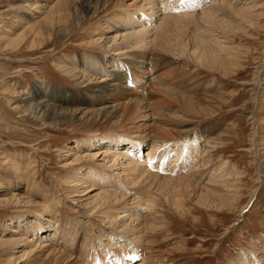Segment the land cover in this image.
<instances>
[{"label":"rangeland","instance_id":"1","mask_svg":"<svg viewBox=\"0 0 264 264\" xmlns=\"http://www.w3.org/2000/svg\"><path fill=\"white\" fill-rule=\"evenodd\" d=\"M122 1L128 10L144 5V2L141 3L143 0ZM196 1L198 2L196 9L200 7L199 10L202 4L208 2L207 0ZM255 1L258 2L256 13L260 14V19L256 18L254 23L248 24L245 32L238 30L227 35L229 44L234 46L235 59L237 58L233 69L207 67L206 64L196 65L194 60L176 56L175 50L172 52L157 50L159 53L153 68L143 74L144 79H151L154 76L160 84L172 90L174 95H169V90L157 88L149 82L150 93L149 97L145 96L146 105L148 108L154 106L159 110L157 115L148 117L146 124H149L142 128L150 132L156 126V131L160 132L158 134L161 139L160 143L164 144L172 145L176 141H183L186 137H199L200 135L202 137L199 138L200 144L207 143L205 140L211 142L214 140L213 144L209 143L214 145L213 147L205 146L209 153L206 150L203 151V162L200 163L201 166L197 165L198 170H194L196 176L193 180L195 179L201 185L200 187L202 184H208L210 172L216 169L222 160L227 161L229 164L225 171L233 173L228 176H232L228 178V184L230 183L238 199L231 204L225 201L223 208L214 206L205 208L195 202V196H187L183 207L176 209L163 197L158 196L160 198L156 199L151 211L147 212L143 208L144 205L137 201L138 197L133 200L135 188L132 186L135 185H132V188L126 185L124 189H128V193L124 196L125 198L128 196V199L125 202L115 207H108L109 203L105 202L104 207L91 209V204H87L92 200L89 199L90 196H93L95 192L100 193L101 190L97 186L93 187L90 193H85L88 192L86 189L83 194V186L78 185L80 192H74L71 190L73 189L71 179L84 174L88 166L97 165L107 171L110 170L108 169L109 164L111 165V161L108 160L109 153L98 154L97 149L100 146L97 143L87 146L81 142L93 135L94 129L82 128L73 118L68 121L59 118L52 123L44 124L45 122L37 116L23 115L15 108L19 99L23 97V94L17 95L19 89L30 92L35 85H42L43 90L53 85L64 90L68 88L75 93V97H81L84 94L85 90L81 88L82 85H78L74 79L54 68L53 62L67 61L75 55L81 56L83 51L99 53L96 47L87 46L84 43L83 33L86 24L82 25V28L73 26L71 31L66 33L58 30L59 27L56 26L49 41H46L45 34L39 37V40L45 41L46 44L34 50L27 49L24 43L17 51H14L6 43L0 42V236H3V224L8 222L12 226L22 218H32L33 213L42 209L44 200L50 203L55 197L61 200V203L54 209V214H52L54 223H50L51 225L57 222L63 224L67 221L71 226L77 218L81 220V224L76 226L79 239L71 246L72 249L67 248L72 255L67 264L85 262L95 250L99 249L96 242L91 241L92 245L88 248H80L82 238L88 234L89 223L92 222V232L89 236L93 237L97 228H102L103 224L109 225L110 219H117L118 222L120 215L124 214L122 206L138 208L140 214L150 213L151 217L155 214L159 215L163 227L156 229V233L150 234L151 236L148 234L146 244L149 249L147 252L149 259L151 255V259H156L158 264H231L238 261L240 252L252 251L258 256L264 255V0ZM156 2L158 7H161V2L159 0ZM179 2V5L185 7V2L181 3V0ZM18 4H20L19 0H0V36L6 29L11 28V24L15 23L14 18L19 20L16 25L20 24L23 12L21 8H17ZM119 10L118 7H111L100 15L108 12L114 14ZM228 12L226 10L218 13L228 14ZM191 19L188 20V30H186L187 40L191 35L195 36L196 25L203 28L208 27L198 19ZM91 20L94 21V19ZM257 70L259 71L258 79L254 78ZM187 98H192L196 104L195 111L188 107ZM152 116L156 118V122L151 121ZM166 131L168 134L165 133ZM218 133L223 135L222 139L221 137L219 139L220 144L215 142L219 138ZM254 133L257 134L256 142L251 141ZM210 137L215 138L212 140ZM76 141H80L81 146L76 147ZM91 153H94L93 157H89ZM147 153L146 146H143L137 154L138 165L147 159ZM232 166L237 169V174L231 171ZM123 167L118 164L111 169L113 173L119 171L121 179L128 176L129 180L138 181L137 185L147 184L146 175H141L136 170L123 172ZM25 181L31 184V187L27 188ZM7 183L11 185L8 191L5 189ZM154 185L152 182L150 190L155 191ZM209 185L213 184L209 183ZM218 187L221 186L218 185ZM198 192L200 189L195 190L194 193L198 194ZM11 196L12 199L5 200V197ZM14 196L18 202L13 200ZM24 198H29L31 201L26 202ZM218 202L220 200H216L214 204ZM84 204H87L88 208ZM105 215H110L111 218L107 221L108 218ZM114 226L116 227L117 223ZM48 230L45 229L44 232L47 235L50 234L47 233ZM64 247L68 246L57 237L55 240H44L37 246L33 243L31 249L35 251L31 254L32 256L29 258L24 256L20 260L18 257L20 249H29V247L23 244L20 248H14L11 251L8 247L0 246V264H20L30 259L39 261L46 257L50 250L55 252L60 249L61 251L65 249ZM139 259L137 258L132 263L136 264Z\"/></svg>","mask_w":264,"mask_h":264},{"label":"bare ground","instance_id":"2","mask_svg":"<svg viewBox=\"0 0 264 264\" xmlns=\"http://www.w3.org/2000/svg\"><path fill=\"white\" fill-rule=\"evenodd\" d=\"M19 1L20 4L17 5V8H21L23 12L21 22L16 25L19 20L14 18L13 22L15 23L10 25L11 28L6 29L1 34V43H6L14 51H17L19 46L24 43L27 49L34 50L41 48L45 43V41L39 40V37L45 34L46 41H49L56 26L59 27L58 30L66 33L67 31L70 32L73 26L78 28L86 24L83 33L84 43L87 46L96 47L99 51V53L83 51L81 56L75 55L67 61L53 62L54 68L74 79L78 85H82L81 88L85 92L83 91L84 94L81 97H75V93L68 90V88L64 90L53 85L43 90L42 85H35L30 92L19 89L17 95L23 94V97L19 99L18 104L15 106L23 115L37 116L45 122L44 124L52 123L54 120H59V118L64 119V121L73 118L82 128L94 129L93 135L80 141L87 146L97 143L100 146L97 149L98 154L102 152L109 153L108 160L111 161V165L108 163V169L110 170L107 171L97 165L88 166L84 174L71 179L73 185L70 183L73 187L71 190L74 192H80L78 185L83 186L82 192L88 190L85 193H90L93 187H99L101 192H95L89 198L92 200L87 203L91 204V209L100 208L105 202L109 203L110 206L108 205V207L119 206V203L125 202L128 199V196L126 198L124 196L128 193V189H124L126 185L130 187L135 185L132 186L135 188L133 200L138 197L137 201L144 205L143 208L147 212L151 211L156 199L160 198L158 196L163 197L166 202L171 203L176 209L183 207L184 199H187V196H195V202L205 208L212 206L224 207L225 201L231 204L238 199V195L233 193L230 183L228 184V178L232 177L228 176L233 173L225 171L229 164L227 161L220 160L221 162L216 169L210 172L209 183L213 185L201 183L202 187H200L201 185L195 179L193 180L196 176L194 170L201 166L200 163L203 162L202 154L206 150L205 146L213 147L214 145L210 144H213V138L215 137H210L213 140L212 142L205 140L207 143L204 142V145L199 142V138H202L201 135L199 137H186L183 141L179 140L180 142L176 141L170 145L160 143L161 139L158 136L160 132L156 131V126L150 132H146L142 128L149 124H146L148 117L157 115L159 110L157 107L150 106L148 108L146 105L145 96L148 95L149 97L150 93L148 90L149 82L157 88L161 87L163 90H169L162 83L160 84L158 79L154 78L153 73L151 74L153 77L150 76L151 79H144L143 74L153 68L159 53H157V50L169 52L175 50L176 56L194 60L196 65L206 64L207 67L217 66L224 70H231L235 66L237 58L235 59L233 54L235 49L234 46L232 47L229 44L227 35L238 30L245 32L248 24L254 23L257 20L256 18L260 19V14L256 13L258 2L256 3L255 0H207L208 2L202 4L199 10L200 7L196 9L198 3L196 0H186L185 7L179 5L180 0H159L161 7H158L157 0H140L141 3L144 2V5L135 7L134 10H128L122 0ZM111 7H118L120 10L114 13L115 15L110 12L100 15V13L109 10ZM226 10L229 11L228 14H219L221 11ZM189 18L198 19L208 27L203 28L196 25L195 36L191 35L190 39L187 40L186 30H188ZM91 19H94V21ZM184 65L186 66V64ZM185 70L187 71V69ZM258 74L259 71L257 70L254 78L258 79ZM167 86L169 85L167 84ZM206 91L210 90L206 89ZM168 92L169 95H174L172 90ZM154 95L156 96V92ZM186 96L188 97V95ZM178 99L180 98L178 97ZM187 105L191 110H196L197 106L192 98H187ZM199 106L201 107V105ZM182 107L184 108V106ZM153 116L150 118L151 121L156 119ZM95 132L98 133L95 134ZM177 132L179 131L177 130ZM254 132H257V130H254ZM165 133L168 134L167 131ZM221 134L218 133L219 138L215 141L216 144L221 143L219 141L220 137L222 139L223 136ZM256 135L254 133L251 141H255ZM80 141H76V147L81 146ZM143 146H146L148 150L147 159L138 165L137 154ZM114 149L118 152H115ZM207 153H209V150ZM93 156L94 153L89 155V157ZM118 164L124 166L122 168L123 172L128 173L136 170L141 175H146L147 184L144 186H140L141 183L137 185L138 181L129 180L128 176L121 179V173L119 171L113 173V169H111ZM198 164L199 166H197ZM231 171L237 174L235 166ZM152 182L155 184V191L150 190ZM25 184L27 188L31 187L28 182ZM218 185L221 187L219 188ZM5 189L6 191L11 189L10 183L6 184ZM199 189L200 192L195 194V190ZM72 195L74 194L72 193ZM12 198V196L5 197V200ZM13 200L18 202L16 196ZM216 200H220V202L214 204ZM25 201L29 202L31 200L27 198ZM60 203L61 200L55 197L50 203L44 200L42 209L37 213H33L32 218H22L12 226L8 222L3 224L4 230L2 232L3 236H0V246L8 247L11 251L14 248H20L23 244L29 247V249H20L18 257L21 260L24 256L27 258L32 256L31 254L35 251L31 249L33 243L34 246H37L44 240H55L57 237L68 247H64L65 249L61 251L60 249L55 252L50 250L46 257L39 259V261L30 259L31 261H23L20 264H62L64 261L67 264L71 255L67 248L72 249L71 246L79 239L77 238L76 226L79 223L81 224V220L77 218L71 226L68 225L67 221L63 224L57 222L51 225L50 223H54L52 222L54 209ZM87 204L84 205L87 207ZM121 208L124 214H119L121 217L118 216V222L117 219H110V215H105L108 218H105L107 221L110 219V226L103 224L105 227L102 225V228H97L94 232V238L89 236V233L92 232V222L89 223L88 234L82 238L80 248L86 249L92 245L91 242H96L100 250L93 251L94 253L91 254L90 258L79 264H133L132 262L137 258L140 259L136 264H158L156 259V261L151 259V255L149 259L147 255L149 249L146 244L148 243V234L151 236L150 234L156 233V229L162 226L159 215L154 212L155 215L151 217L150 213L148 215L140 214L138 208L132 209L126 206ZM85 216L87 215L85 214ZM116 223L117 226L115 227ZM45 229H49L47 233L50 234L44 233ZM58 234L62 235L59 237ZM238 256V261L231 264H264V255L262 254L258 256L251 251L247 253L240 252ZM13 258L16 259L17 257Z\"/></svg>","mask_w":264,"mask_h":264},{"label":"snow or ice","instance_id":"3","mask_svg":"<svg viewBox=\"0 0 264 264\" xmlns=\"http://www.w3.org/2000/svg\"><path fill=\"white\" fill-rule=\"evenodd\" d=\"M184 2H186V0H181V3H184Z\"/></svg>","mask_w":264,"mask_h":264}]
</instances>
